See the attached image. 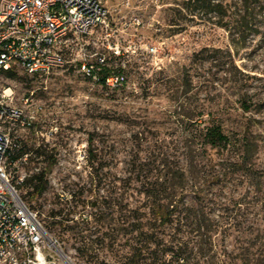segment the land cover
<instances>
[{
    "label": "rangeland",
    "instance_id": "rangeland-1",
    "mask_svg": "<svg viewBox=\"0 0 264 264\" xmlns=\"http://www.w3.org/2000/svg\"><path fill=\"white\" fill-rule=\"evenodd\" d=\"M246 1L110 0L65 67L4 78L42 106L6 172L74 264H264V0ZM99 58L123 84L83 75Z\"/></svg>",
    "mask_w": 264,
    "mask_h": 264
},
{
    "label": "built area",
    "instance_id": "built-area-1",
    "mask_svg": "<svg viewBox=\"0 0 264 264\" xmlns=\"http://www.w3.org/2000/svg\"><path fill=\"white\" fill-rule=\"evenodd\" d=\"M109 2L0 0V264H58L62 258L55 249L59 241L49 234L39 212L20 197L6 172L9 152L21 145L22 133L34 127L42 111L30 98L22 106L15 103L13 88L4 84L6 73L21 68L43 76L65 67V46L109 26ZM98 62L104 64L105 59ZM79 67L86 78L99 83L93 64L84 61ZM124 81L122 74H115L105 85L115 88Z\"/></svg>",
    "mask_w": 264,
    "mask_h": 264
},
{
    "label": "trees",
    "instance_id": "trees-1",
    "mask_svg": "<svg viewBox=\"0 0 264 264\" xmlns=\"http://www.w3.org/2000/svg\"><path fill=\"white\" fill-rule=\"evenodd\" d=\"M191 2V1H189ZM247 3H249V0L246 1ZM188 3V2H186ZM199 3H205L204 1H200ZM212 5V4H211ZM103 57V56H102ZM95 66V70L96 72H98L99 75V83L106 86L105 85V80L106 78L110 77L111 75H115V74H121L120 71H114L111 68L107 67L106 64V60L104 62V64H100V62H98ZM14 70H11L9 72L6 73V77L9 78H13L16 76V74L14 73ZM204 144L206 146H210L212 150L215 149H225L228 147L229 145V138L228 136L224 133L223 128L215 123H211L209 125H207L201 132ZM22 146L20 145L19 147H14L10 152H9V156H8V160L11 159L13 161H16L19 159V157L23 156L24 153L22 151ZM54 163H52L51 165H53ZM93 163H92V167H93ZM44 177V174L42 175V177L39 179V177H37L36 179H39V181H42V178ZM36 193H38V195H42L45 192V187H40V188H36ZM173 215V211H168L167 208L165 206H162L161 208L158 209V218L160 220H162V222L164 224H167L168 219H170ZM139 252L135 253L132 257H131V264H137L138 260H139ZM180 256L179 254L176 255V258L178 259Z\"/></svg>",
    "mask_w": 264,
    "mask_h": 264
},
{
    "label": "bare ground",
    "instance_id": "bare-ground-1",
    "mask_svg": "<svg viewBox=\"0 0 264 264\" xmlns=\"http://www.w3.org/2000/svg\"><path fill=\"white\" fill-rule=\"evenodd\" d=\"M55 249L61 255L66 264H74L58 246H55Z\"/></svg>",
    "mask_w": 264,
    "mask_h": 264
}]
</instances>
